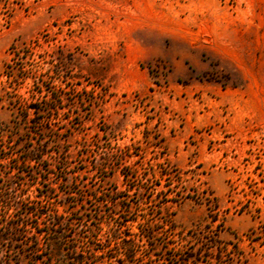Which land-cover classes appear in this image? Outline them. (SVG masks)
<instances>
[{
    "label": "rangeland",
    "instance_id": "1",
    "mask_svg": "<svg viewBox=\"0 0 264 264\" xmlns=\"http://www.w3.org/2000/svg\"><path fill=\"white\" fill-rule=\"evenodd\" d=\"M6 196L0 264H264V0H0Z\"/></svg>",
    "mask_w": 264,
    "mask_h": 264
},
{
    "label": "trees",
    "instance_id": "2",
    "mask_svg": "<svg viewBox=\"0 0 264 264\" xmlns=\"http://www.w3.org/2000/svg\"><path fill=\"white\" fill-rule=\"evenodd\" d=\"M29 108H33L34 110H35V112H39L40 111V109L38 108V107H36V106H29ZM57 108V106L56 107H49V112L52 110V109H56ZM39 152V151H38ZM41 152V151H40ZM42 154H43V152H42ZM31 159H35L34 157H32V156H30L27 160H31ZM11 201V196H6V197H4L3 199H0V201L2 202V201ZM8 206L10 207V204H8ZM28 210H30L29 212H34V214H36L38 217H39V215L40 216H42V214H44L45 212H41L39 209H38V207H36V209H34V208H27V212H28ZM22 224V226L23 225H28V224H24V223H21ZM20 223H15V225H10V227L11 228H16L17 229V227L18 226H20L21 225ZM35 228L37 229V228H39L38 229V231L37 232H39V234H43V235H45L48 231L47 230H42L40 227H38V226H36L35 225ZM255 234L254 236L253 235H249L250 236V240L252 241V242H257V241H260V245L261 246H264V226L263 225H261V229L260 230H258L257 231V228H253V229H251V234ZM155 235H156V233H155V231H154V229H152L151 230V228H149V229H142V231L140 232V236H139V241H142L143 240V238L144 239H146V240H152V239H154L155 238ZM111 236H112V238L115 240V241H117V239L118 238H122V245H119V244H117V246H120V248L122 249V251H121V258L125 261V260H130V259H132V258H134L135 256H136V248L135 247H137V246H139L138 245V243L134 240V239H125V238H123V237H121L120 236V232L119 231H117V230H115V231H113V233H111ZM108 241H109V243H111L110 242V240L108 239ZM109 247V245L108 246H106V247H103V250L105 249L106 250V248H108ZM89 248L91 249L92 248V245H90L89 246ZM104 250V251H105ZM113 249H111V251H112ZM103 251V252H104ZM90 254H92V253H90ZM113 257V256H112ZM181 261H183V262H189V261H191V260H193V256H189V257H184V258H182V257H178ZM221 259L220 258H218L217 257V261H220Z\"/></svg>",
    "mask_w": 264,
    "mask_h": 264
}]
</instances>
